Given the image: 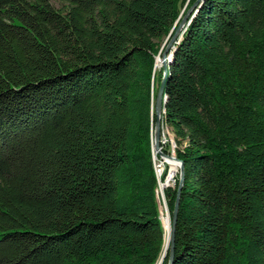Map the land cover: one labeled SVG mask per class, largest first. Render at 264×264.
I'll return each mask as SVG.
<instances>
[{
  "label": "trees",
  "instance_id": "trees-1",
  "mask_svg": "<svg viewBox=\"0 0 264 264\" xmlns=\"http://www.w3.org/2000/svg\"><path fill=\"white\" fill-rule=\"evenodd\" d=\"M58 1L0 0V264L158 263L161 82V264H264V0H201L165 72L197 0Z\"/></svg>",
  "mask_w": 264,
  "mask_h": 264
},
{
  "label": "rangeland",
  "instance_id": "rangeland-1",
  "mask_svg": "<svg viewBox=\"0 0 264 264\" xmlns=\"http://www.w3.org/2000/svg\"><path fill=\"white\" fill-rule=\"evenodd\" d=\"M50 3L55 8H60L61 4L58 0H50ZM198 4H197V6H198ZM185 6L186 5H184L183 8H181V10H180V16L176 22V28H175L173 34L164 42V44L161 47L160 54L155 58V64H154L155 70L164 69V64L162 62V54L165 52L166 49H167V53L165 55L166 56L165 64L167 67V65L171 59L170 50L180 39L181 32H182V29L184 27H182V29L176 34L175 39L170 46H168L169 41L171 40V38L175 34V31L178 28L181 21L183 20V18L185 16H187L189 18L190 14L193 12V10L195 8V7L192 8L193 6H191L190 8L186 9ZM157 64H158V66H157ZM156 100H157V98H156ZM164 103L165 102L162 103V106ZM162 113H163V110L161 108V114ZM155 131L156 130H155V124H154L153 128L151 130V134H150V136H151V138H150V140H151V161H152V166H153L156 181H157L155 197H156V201H157V205H158L159 220H160L161 225H162V231H163V236H164L165 227L163 229V217H168L167 229L171 230V228H172V224H171L172 223V213H173V212L171 213V211L169 210V208L167 206L165 191L169 187H173V186H175V184L177 182H179L180 168H179L178 163L176 164L177 167L170 165V163L168 162L169 159L166 158V157L176 158V156H175V145H174V141H173V136H172L170 130L166 127V125L161 120V117H160L159 148H158V150H156V148H155ZM163 148L166 149L168 153H164ZM163 156H166V157H163ZM170 226H171V228H170ZM169 230H168V234H170V237H171V233ZM169 247H170V239H169L167 246L164 245V243H163L162 253H161L160 259H159L157 264L162 263L167 251L169 250Z\"/></svg>",
  "mask_w": 264,
  "mask_h": 264
},
{
  "label": "water",
  "instance_id": "water-1",
  "mask_svg": "<svg viewBox=\"0 0 264 264\" xmlns=\"http://www.w3.org/2000/svg\"><path fill=\"white\" fill-rule=\"evenodd\" d=\"M201 0H197L193 7H196L197 4L200 2ZM188 21V17L185 16L183 18V20L181 21V23L179 24L178 28L175 31V34L173 35V37L171 38V40L169 41V45L170 46L172 44V42L175 39L176 34L182 29V27H184V25L187 23ZM166 53H167V49L165 50V52L162 54V62L164 64V72L166 70V64H165V58H166ZM162 92H163V82H161L160 87L158 89V94H157V100H156V122H155V148L156 150H158L159 148V129H160V117H161V108H162V103L165 102V97H162ZM164 98V99H163ZM166 157V156H164ZM167 159H171L174 162L179 164V168H180V179H179V185H178V195L179 192L181 190L183 181H184V170H183V164L181 161L177 160L176 158H168ZM178 205H179V198L177 197L176 202H175V206L173 209V213H172V228H171V237H170V254L172 256V251H173V243H174V228H175V223H176V218H177V212H178Z\"/></svg>",
  "mask_w": 264,
  "mask_h": 264
},
{
  "label": "bare ground",
  "instance_id": "bare-ground-1",
  "mask_svg": "<svg viewBox=\"0 0 264 264\" xmlns=\"http://www.w3.org/2000/svg\"><path fill=\"white\" fill-rule=\"evenodd\" d=\"M164 157V156H163ZM168 161H170L171 163H176V162H174L173 160H171V159H169ZM161 164V163H160ZM160 169V168H159ZM163 169V168H162ZM170 233H171V231H170ZM170 235V234H169ZM169 239H170V237H169ZM169 239H168V241H167V244H168V242H169Z\"/></svg>",
  "mask_w": 264,
  "mask_h": 264
}]
</instances>
